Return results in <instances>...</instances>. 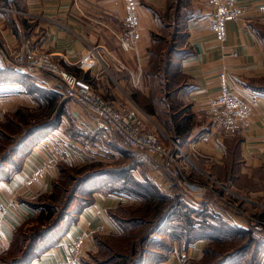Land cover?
Wrapping results in <instances>:
<instances>
[{
  "label": "crops",
  "instance_id": "crops-1",
  "mask_svg": "<svg viewBox=\"0 0 264 264\" xmlns=\"http://www.w3.org/2000/svg\"><path fill=\"white\" fill-rule=\"evenodd\" d=\"M135 1L139 28L136 52H124L119 47V37L125 34L124 0H0V37L14 50L30 47L49 53L116 106H126L127 100H133L168 130L164 133L169 141L185 149L194 145L201 153V163H205L203 169L210 168L220 181L263 200L264 14L254 8L264 0L238 3L249 12L227 23L223 42L208 30L214 9L206 0ZM94 46L103 47L109 54L113 79L101 73L90 57L89 48ZM167 47V59L162 64ZM11 70L0 72V121L18 108L48 121L62 110L58 126L30 140L22 151L19 170L8 180H0V255L9 249L14 231L38 216L40 210L31 203L52 193L61 165L110 169L132 161L122 142L103 143L95 137L92 118L74 101H64L57 80L43 73L26 75ZM221 72L226 73L231 94L251 111L247 123L233 133L217 127L210 114V103L219 93ZM141 158L144 164L123 174L122 180L128 179L130 173L138 182L149 180L161 193L176 197L175 183L153 174L152 161ZM44 166L47 170L40 180L24 184L33 170ZM108 179L111 177L106 174L83 184L82 187L91 184L87 192L91 203L77 214L70 211L50 245L31 264H60L79 239L80 259H87L98 252L96 236L122 234L110 212L137 207L141 202L133 195L107 191ZM191 180L202 184L196 173H192ZM194 189L199 191L195 193L200 202L191 209L208 208L224 218L222 208L213 204L208 195L203 196L200 188ZM118 217L123 218L121 214ZM227 221L239 228H250L236 215ZM163 222L151 234L150 243L164 242L169 250L162 255L144 256L142 264L198 262L208 241L199 239L182 248L180 242L169 240ZM78 264H82L81 260Z\"/></svg>",
  "mask_w": 264,
  "mask_h": 264
},
{
  "label": "trees",
  "instance_id": "trees-1",
  "mask_svg": "<svg viewBox=\"0 0 264 264\" xmlns=\"http://www.w3.org/2000/svg\"><path fill=\"white\" fill-rule=\"evenodd\" d=\"M61 110L59 109L49 121L39 119V115L25 108H18L4 115L3 120L0 121V180H8L19 170L22 151L30 140L39 139L58 126ZM115 140L122 142L121 139ZM127 149L129 150H126L125 154L129 155L132 161L125 166L95 169L93 165L80 168L61 165L60 177L53 184L52 193L41 196L36 202L31 203V206L40 210L38 216L31 223L14 231L9 249L0 255V264H31L50 245L53 234L69 214H66L64 209L60 212L58 209L61 190H63L59 181L63 179V174L69 173V169L76 170L77 177H71L77 178L75 189L87 181L107 174L111 177L107 180V191L126 193L140 199L141 205L137 207L117 210L120 213L110 212L123 231L121 235L95 237L97 253L105 249L111 252L104 258L106 260L102 264H142L145 260L144 256L152 253L156 255L167 253L168 244L161 241L152 244L150 236L162 224L178 195L170 198L161 193L151 181L138 182L130 173L128 179L122 180L123 174L130 172L135 166L144 164L140 161L143 158L138 153L129 147ZM91 201V198L87 199L84 205L74 209L72 213L77 214ZM120 214L122 219L118 217ZM255 217L264 221V211L257 213ZM181 223L185 233L181 237L169 234L167 236L169 240L180 242L182 248L199 239L208 241L202 251L201 259L198 262L188 261L185 264H264L261 260L264 259V227L239 228L208 208L201 210L186 208ZM29 227L31 229L28 236L24 231ZM254 230L256 232L259 230L262 236H255ZM25 238L29 243L28 246L23 242ZM121 244L123 245L120 246ZM251 249L253 251L249 253ZM82 262L87 264L84 260Z\"/></svg>",
  "mask_w": 264,
  "mask_h": 264
},
{
  "label": "built area",
  "instance_id": "built-area-1",
  "mask_svg": "<svg viewBox=\"0 0 264 264\" xmlns=\"http://www.w3.org/2000/svg\"><path fill=\"white\" fill-rule=\"evenodd\" d=\"M206 1L214 9L213 17L208 22V30L219 42H223L226 37L227 23L245 17L249 11H245L238 6L241 0ZM124 5L125 34L119 37V47L124 52H136L139 40L138 5L135 0H124ZM254 10L264 14V3L255 7ZM89 55L103 71L107 72L110 67L109 54L103 47H90ZM9 69L26 75L37 73L50 75L57 80L63 89V98L74 101L92 118L95 125L96 138H99L103 143L121 139L132 151L148 157L152 161V164H154L153 174L156 173L161 177H169L168 175H170L173 178L180 176L184 181V187H181L182 189H180L174 205L168 211L162 228L165 233L174 234L178 237L185 233V228L181 225L183 213L186 212V208H192L193 206L197 208L200 199L195 191H191L192 186L176 168L178 164L182 163L188 167L192 165L197 168L194 164V159H197V151L194 145L185 149L178 142H172L171 146L165 147L161 143V139L151 132L149 128L152 122L151 117L149 118L138 107L135 105L116 106L112 101L96 94L88 81L66 72L61 67V64L53 60L50 54L30 47L14 50L0 37V72ZM218 79L219 93L217 98L210 103V114L215 118L217 127L223 128L224 132L233 133L237 128L247 123L251 111L248 105L231 94L228 89L225 72H221ZM50 141L56 144V141ZM46 170V166L33 170L30 176L25 179L24 184L29 186L38 181L43 177ZM213 180L211 176L210 183L203 186V189L213 196L220 204L218 205L220 208L223 205L238 215H245L248 218V221H246L251 226L264 227V221L255 217L256 208L264 210L263 207L255 206L254 210L248 211L251 213L242 211L235 201L238 198L237 193L234 192L236 190L221 181ZM213 182L215 186L211 185ZM244 201H248L247 203L249 204H255L249 200ZM232 215L235 214L227 209L223 211V217L226 220H229ZM1 240L0 221V242ZM81 252L82 239H79L69 248L67 257L60 264H78Z\"/></svg>",
  "mask_w": 264,
  "mask_h": 264
},
{
  "label": "rangeland",
  "instance_id": "rangeland-1",
  "mask_svg": "<svg viewBox=\"0 0 264 264\" xmlns=\"http://www.w3.org/2000/svg\"><path fill=\"white\" fill-rule=\"evenodd\" d=\"M167 46H168V44H167ZM12 48V47H11ZM167 52H168V47H167V50L165 51V56L163 57V59H162V64H164L165 63V61H166V56H167ZM44 53H46V52H44ZM47 54H49V53H47ZM52 57V56H51ZM53 58V57H52ZM54 60V59H53ZM93 60V59H92ZM54 61H56V60H54ZM94 61V60H93ZM57 62V61H56ZM60 64V63H59ZM61 67L66 71V72H68V73H71V72H69V71H67L62 65H61ZM99 67V66H98ZM99 69H100V72L101 73H103V74H105V75H107V76H109V78H111V79H113L112 78V76H111V68L109 67L108 68V70H107V72L106 71H103V69H101L100 67H99ZM72 74V73H71ZM74 75V74H73ZM56 80V79H55ZM89 82V81H88ZM90 83V82H89ZM91 84V83H90ZM91 87H92V89H93V91L96 93V94H98L99 96H101L96 90H95V88H94V86L91 84ZM102 97V96H101ZM103 98V97H102ZM125 103H127L126 105H135L136 107H138V105L133 101V100H127ZM124 103V104H125ZM123 104V105H124ZM139 108V107H138ZM140 109V108H139ZM142 112H144L147 116H149L145 111H143L142 109H140ZM149 118H150V116H149ZM151 120H152V122H151V125H150V130H151V132H153L158 138H160L161 139V143L163 144V145H165V147H167V146H171L172 144V141H169L170 139L168 138V136L165 134V133H168V130H166V129H163L162 127H160L156 122H154L153 121V119L152 118H150ZM163 131V132H162ZM165 132V133H164ZM166 139H168L167 141H165ZM184 148V147H183ZM196 151H197V159H194V164L197 166V168L196 167H194V166H190V167H188V166H186L184 163H182V164H178L177 165V170L179 171V172H181L182 173V175L185 177V179H186V181L192 186V189H191V191L193 192V191H196L195 189H194V186H197L198 188H200V192H202L203 193V196L206 194V195H209L210 196V198H211V200L212 201H214V202H216L218 205H220L214 198H213V196L211 195V194H209L208 193V191H206L205 189H203V186H205L207 183H210V178H211V176H212V178L214 179L213 181H219L220 182V179H218L215 175H214V173H213V171L210 169V168H207V169H203L202 167H204V165H205V163H201V153L196 149ZM69 171V173H65V174H63V179H61L60 181H59V184H60V186L61 187H63V190H61V197H60V199H59V204L58 205H60V207H58V209H59V212L62 210V209H64V212L67 214V213H70V211H72V210H74V209H76V208H78V207H80V206H82V205H84V203L87 201V199H90L91 197H89V194L87 193L88 192V188H89V185H91V184H88V185H85L84 187H82L83 185H80L78 188H76L75 189V187H76V179H74V178H71V177H77V174H76V170H71V169H69L68 170ZM46 172V171H45ZM204 172H205V174H204ZM192 173H196V174H198V176L200 177V179L202 180V184L201 185H198V183H196L195 181H193V180H191V175H192ZM45 174V173H44ZM205 175H206V177H205ZM164 176V175H163ZM169 177H168V179H170L171 181H173L174 183H175V192H177L178 194L180 193V189H182L183 187H184V181L180 178V176H177V177H172V176H170V175H168ZM165 177V176H164ZM164 177H162V178H164ZM40 180V179H39ZM92 181V180H91ZM87 182H89V181H87ZM86 182V183H87ZM222 183H224L223 181H221ZM85 184V183H84ZM224 184H226V185H228L227 183H224ZM103 185V184H102ZM208 185V184H207ZM211 185H213V186H215V184H214V182L211 184ZM212 186V187H213ZM217 186V185H216ZM231 186V185H230ZM182 187V188H181ZM75 189V190H74ZM235 189V188H234ZM236 190V189H235ZM197 193H199V191H196ZM234 192H236L237 193V196H238V198L237 199H235V201H236V203H237V206L239 207V208H241L242 209V211H244V212H248L249 210H254V207L256 206V207H263V209H264V199L263 200H256V199H253V196H251V195H249V194H247V193H245V192H240V191H234ZM246 197V198H245ZM244 200H249V201H252L253 203H255V204H249V203H247V202H245ZM221 207L223 208V210H228V211H230V212H232V213H234L235 215H236V217H239V218H241L242 220H247L248 221V218H246V216L245 215H243V214H240V215H238L237 213H235V212H233L231 209H229L228 207H226V206H223V205H221ZM65 209H66V211H65ZM262 211H264V210H261V208H256V214L257 213H260V212H262ZM248 213H251V212H248ZM246 221V223H248ZM249 224V223H248ZM249 226L250 227H252L250 224H249ZM254 227V226H253ZM262 228V227H261ZM31 228L29 227V228H27V229H25V234H27L28 236H29V234H28V232H29V230H30ZM253 231V230H252ZM256 231L254 230V233H255ZM255 236H258V237H261L262 236V233H260L259 231H257L255 234H254ZM20 240V239H19ZM23 242H25L26 244L25 245H27L28 246V242H27V239L25 238L24 239V241ZM17 244H19V242L17 243ZM123 244H125V243H123ZM123 244H121L120 246H122ZM235 244V243H234ZM253 251V249H251L250 250V252L249 253H251ZM82 253V252H81ZM111 252H109V251H107L106 249L105 250H103L102 252H100V253H94V254H92V256L90 255V257H88L87 259H79V260H81V262H82V260H84L87 264H102L103 263V261H105L106 259H104L105 257H107L109 254H110ZM100 256H99V255ZM81 257V256H80ZM263 262H264V259H261ZM82 264H83V262H82Z\"/></svg>",
  "mask_w": 264,
  "mask_h": 264
}]
</instances>
